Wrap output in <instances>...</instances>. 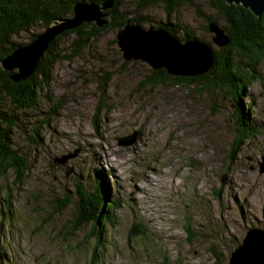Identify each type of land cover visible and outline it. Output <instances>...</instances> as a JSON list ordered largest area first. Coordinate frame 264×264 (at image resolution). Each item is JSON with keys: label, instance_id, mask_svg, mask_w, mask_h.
Masks as SVG:
<instances>
[{"label": "rangeland", "instance_id": "rangeland-1", "mask_svg": "<svg viewBox=\"0 0 264 264\" xmlns=\"http://www.w3.org/2000/svg\"><path fill=\"white\" fill-rule=\"evenodd\" d=\"M135 7V0H123L121 11L142 29L168 25L181 43L189 34L220 50L206 17L221 27L223 21L207 0L188 1L170 17L163 6ZM119 31L106 30L72 58L73 37L63 40L65 58L37 107L17 114L14 148L29 169L21 181L14 171L0 175V264H92L98 244L90 226L68 230L77 186L92 191L98 178L119 205L108 213L98 264H229L250 229L264 230V62L256 74L245 68L257 78L243 99L251 134L237 146L233 97L213 89H151L144 81L153 69L123 58ZM42 32L33 26L14 40L27 43ZM104 77H112L108 86ZM1 98L0 109L10 111V100ZM101 103L108 108L98 112ZM134 132L136 143L121 146ZM64 203L70 205L58 211ZM134 224L146 233L134 236Z\"/></svg>", "mask_w": 264, "mask_h": 264}, {"label": "trees", "instance_id": "trees-1", "mask_svg": "<svg viewBox=\"0 0 264 264\" xmlns=\"http://www.w3.org/2000/svg\"><path fill=\"white\" fill-rule=\"evenodd\" d=\"M109 1H115L111 10L104 13L112 14L104 20H111L110 24L99 28L97 24L85 23L78 29L65 32L50 45L44 57L39 61L35 71L27 79L15 83L11 77L16 71H7L2 63L17 49L32 43L37 35L32 34L27 43L15 42V37L28 32L33 26H40L44 30L51 24L64 18L73 16V8L77 3H88L102 6ZM191 0H135V12H141L151 6H163L168 17L173 15L181 5ZM123 0H0V101L4 94L10 100V111L0 109V175L5 176L9 171H14L21 181L29 166L27 158L22 156L14 147L13 131L20 118L17 114L26 109H34L39 102V92L44 87H49L53 70L58 62L64 60L62 56V41L73 37L69 50L71 57L80 54L91 42L109 29L122 30L128 21L140 25L137 19H129L127 13L122 12ZM209 6L223 21V27L229 36V45L214 51V66L204 75L198 77L172 76L167 70L161 69L150 71L144 81L146 86L155 89L162 86L183 87L187 91L201 94L204 90H216L233 97L234 105L240 119L239 135L236 140L237 146L251 134L245 125L247 115L243 105L245 87L252 79L245 68H251L256 74V67L264 62V14L256 17L249 9L241 5H229L224 0H207ZM208 24L217 23L213 17H206ZM218 24V23H217ZM219 25V24H218ZM220 26V25H219ZM176 38V31L170 26L161 27ZM209 31L208 27H205ZM185 41L196 40L186 34ZM113 77V76H112ZM112 77H104L103 85L108 86ZM107 91V87L104 89ZM193 93V92H192ZM229 96V97H230ZM104 103L98 106V112L108 108ZM61 109L62 104H58ZM77 204L74 205L71 225L68 233L76 234L83 232L90 226L97 246L92 255L98 256L102 236L105 234L104 227L110 222V210L119 205L113 203L110 198V186L103 178H98L97 185L92 191L82 186H77ZM113 204V205H112ZM70 204L64 203L58 211L67 208ZM141 224H134L131 233L138 235L146 233ZM187 232H190L187 229ZM92 259V264L96 263Z\"/></svg>", "mask_w": 264, "mask_h": 264}, {"label": "water", "instance_id": "water-1", "mask_svg": "<svg viewBox=\"0 0 264 264\" xmlns=\"http://www.w3.org/2000/svg\"><path fill=\"white\" fill-rule=\"evenodd\" d=\"M229 5H241L249 9L256 17L264 14V0H224ZM115 1H109L102 6L88 3H77L73 8L71 18H62L54 21L49 28L37 35L29 45L17 49L3 63L7 71H16L11 77L19 83L33 74L39 61L44 57L50 45L65 32L78 29L85 23L97 24L102 28L110 24V13ZM213 34V42L223 48L230 43L225 29L217 23L208 25ZM117 43L123 52L126 61H143L153 70L165 69L172 76L198 77L206 74L214 66V49L199 40H187L181 43L165 29L144 30L138 24L128 21L126 26L117 34ZM138 132L129 137L120 139V145L130 147L138 139ZM70 157H66L65 161ZM264 174V162L260 165ZM229 264H264V230L250 229L242 245L236 249Z\"/></svg>", "mask_w": 264, "mask_h": 264}]
</instances>
